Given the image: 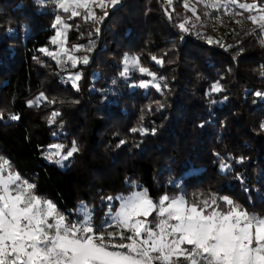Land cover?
Here are the masks:
<instances>
[{
    "label": "trees",
    "instance_id": "16d2710c",
    "mask_svg": "<svg viewBox=\"0 0 264 264\" xmlns=\"http://www.w3.org/2000/svg\"><path fill=\"white\" fill-rule=\"evenodd\" d=\"M189 1L106 0L92 10L97 19H85L82 8L72 16L39 0H0V161L35 195L74 217L83 202L97 226L107 197L136 190L155 201L215 198L224 210L226 197L264 216V96L256 95L264 93V31L217 30L200 7L196 22ZM239 3L264 8V0ZM235 11L245 20L258 13ZM57 14L69 25L75 67L40 51L59 50ZM127 58L138 71L125 74ZM65 75H79L77 87ZM73 143L78 151L62 164L48 158L54 145L64 154Z\"/></svg>",
    "mask_w": 264,
    "mask_h": 264
},
{
    "label": "snow or ice",
    "instance_id": "6c2138e0",
    "mask_svg": "<svg viewBox=\"0 0 264 264\" xmlns=\"http://www.w3.org/2000/svg\"><path fill=\"white\" fill-rule=\"evenodd\" d=\"M229 2L248 12L257 11L259 15L248 19L264 31V8L239 3V0ZM92 3L101 9L106 7V0H58L64 12L72 9V16L80 15L75 9L82 8L85 19H97L89 7ZM110 3L114 6L119 0H110ZM208 6L222 7L219 0H213ZM192 11L195 13L196 9ZM62 23L61 17L56 16L53 27ZM68 27L64 25L65 29ZM179 27L188 31L185 23ZM64 35L63 30H58L52 43L56 44L57 38ZM76 50L79 51L78 46ZM40 51L54 59L59 56L47 49ZM65 54L75 67L78 58ZM82 62L88 63V58L84 57ZM136 63L133 59V66ZM140 71L147 72V69L140 68ZM69 78L77 87L75 81L80 79L79 75ZM212 90H221L219 84L213 85ZM256 95L264 96V93ZM57 115L53 113V119ZM53 147L55 151L48 158L59 157L55 160L58 164L78 151L75 143L64 154L62 145ZM7 166V161H0V264H264V216L249 213L226 197L220 198L228 205L224 210L215 198L189 203L182 195L165 194L154 202L146 190L133 191L127 196L107 197L108 201H119L120 206L113 212L109 204L104 223L97 226L93 221L94 210L86 204L81 202L77 209L80 219L69 221L53 202L34 194L35 185L16 173L5 176ZM154 212L156 217L148 221ZM109 228L122 231H108ZM116 236L129 242L113 243L112 238Z\"/></svg>",
    "mask_w": 264,
    "mask_h": 264
},
{
    "label": "rangeland",
    "instance_id": "374dc122",
    "mask_svg": "<svg viewBox=\"0 0 264 264\" xmlns=\"http://www.w3.org/2000/svg\"><path fill=\"white\" fill-rule=\"evenodd\" d=\"M39 1H40L42 4L46 5L47 7L53 8V9L56 10V11H57L58 9L61 10V9L59 8V6H58V0H39ZM211 2H213V0H190L189 3H188V7L191 9V11H192L193 8H195L196 10H197V8H199V7L202 8V9L204 10V12H206V14H207V18H211V19H210V20H211V23H212L213 26H214V22H215L216 17H217L219 14H225V13H228V11H227V5H230V6L233 7V12H232V15H230V16L228 17V21H227V22H228V24H227L228 27H226L225 30H228L230 27L233 28V30H234L235 27H241V31L246 32V33H248V34H250V32H253L254 34H250V35H255V37L258 38L257 35H256V33L254 32V30L252 29L253 26H258V25L253 24L250 20H245L244 17H243L241 14H239L238 12H236V11H235L236 8H239L238 5L230 3L229 0H219V2L221 3L222 7L216 9V8H211V7L208 6V4L211 3ZM89 7H90L91 10H93L94 7H96V3H92V4H90ZM260 8H261V7H260ZM239 9H240V8H239ZM70 10H71V8H70ZM56 11H55V12H56ZM254 11H255V10H254ZM192 12H193V11H192ZM192 14H193V18H194V20H195L196 22H200V21H201V20L198 18L199 16H198L197 12L192 13ZM253 15H259V13H257V14H253ZM57 16H59V15L57 14ZM62 22H63V21H62ZM64 25H65V23L63 22L61 25H56V26H55L56 33H57L58 30H63L64 33H65V35H64L63 37H58V38H57V40H58L57 44H58V46H59V50H58V52H56V53H59L58 58H59V62H61V64H62V66H63V65L66 66V63H67V60H68V59H67V55L65 54V53H68L67 48H66V46H65V40H66V39H65V36H66V34H67V30H68V28L65 29V28H64ZM214 28L217 29L215 26H214ZM217 30H219V29H217ZM222 30H224V29H222ZM230 30H231V29H230ZM61 41L63 42L62 44H61ZM62 47H63V49H64L63 52L61 51V48H62ZM81 49H82V47H79V50H81ZM84 50H85V51H89V48H88V47H85ZM132 61H133V59L127 58V60H126V64H127V65H126L125 74H127L128 72H136V71L139 70L138 63H136L135 66H133ZM76 81H77V80H76ZM76 81H75V83H76ZM63 82L66 83V84H68V83H72V84H73V83H74L73 79H69V77H68L67 75L63 76ZM154 84H155V83L153 82V83H151V84H148V86H153ZM2 161H4V160H2ZM7 164H8V166L5 168V172H4V175H5V176H7L9 172H12V173H16V174H18L17 172H14V171L12 170L11 164H10L8 161H7ZM20 177H21V176H20ZM21 178H22V177H21ZM22 180H24V179L22 178ZM25 181H26V180H25ZM136 191H139V190H136ZM38 197H39V196H38ZM40 198H41V197H40ZM41 199L51 201V200H49V199H45V198H41ZM153 201L155 202V200H153ZM157 201H158V200H157ZM51 202H53V201H51ZM53 203H54V202H53ZM114 203H115V200H113V201H108V207H109V204H111V205H112V210H113V212H115V211L119 208V206H120V202L117 201V203H116V205H115V208H113ZM54 204H55V203H54ZM55 205H56V204H55ZM56 207H57V205H56ZM78 208H79V206L77 207V209H78ZM57 209H58L62 214H64V215L66 216V218H67L69 221L76 222V221L78 220L79 215H78L77 209H76V217H74V214H75L74 211H73L74 214H73V217H72V216H71V213H66V212L60 210L58 207H57ZM108 210H109V209H108ZM209 211H211V210H209ZM155 217H156V213L154 212V213L152 214V216H149L147 219H148V221H152ZM76 218H77V219H76ZM79 218H80V217H79ZM142 219H143V218H142ZM149 226L152 227L153 225L150 223ZM112 229H113V228H112ZM114 230L117 231V232L122 231L121 229H114ZM112 242H113V243H116V244H119V243H121V242H123V243H128L129 241H127V240L121 241L120 237H119V236H116L115 238H112ZM121 251H125V250H124V249H121Z\"/></svg>",
    "mask_w": 264,
    "mask_h": 264
},
{
    "label": "built area",
    "instance_id": "2783aa9c",
    "mask_svg": "<svg viewBox=\"0 0 264 264\" xmlns=\"http://www.w3.org/2000/svg\"><path fill=\"white\" fill-rule=\"evenodd\" d=\"M227 11L228 13H225V14H219L216 19H215V22H214V26L219 29V30H222V29H226L227 24H228V17L230 15H232V12H233V7L230 6V5H227ZM231 30H233V28H229ZM250 34H254L253 32H250ZM72 215L74 214V212H70Z\"/></svg>",
    "mask_w": 264,
    "mask_h": 264
}]
</instances>
